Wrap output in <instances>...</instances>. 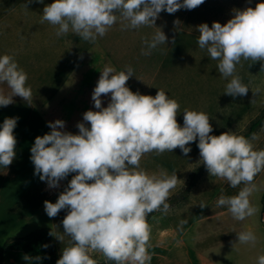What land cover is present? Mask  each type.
<instances>
[{
    "label": "crops",
    "instance_id": "0c3cea01",
    "mask_svg": "<svg viewBox=\"0 0 264 264\" xmlns=\"http://www.w3.org/2000/svg\"><path fill=\"white\" fill-rule=\"evenodd\" d=\"M52 2L17 0L0 16V55L13 56L27 73L26 84L32 92L29 100L15 96L12 104L0 107V124L6 117H18L13 130L17 140L15 158L7 168L0 166V264L26 261L25 254L3 251V247L10 240L31 234L25 231L31 225L36 226V231L50 229L54 235L63 237L62 241L51 237L56 261L63 248L69 246L71 238L63 233L62 224L69 210L62 209L55 217H49L44 201L55 203L76 173L61 180L59 187H48L46 181L34 174L30 149L37 136L51 131L49 121L63 120L64 131L78 133L76 125L83 122V113L97 110L92 92L109 62L117 71L132 67L134 75L126 84L133 92L155 96L159 88L176 99L180 105L177 121L181 126L182 111L197 110L209 115L213 126L210 134L235 131L241 135L264 108V72L262 77L257 71L261 61L242 59L234 73L251 89L260 88L261 93L253 98L249 89L246 96L234 98L224 94L230 77H222L217 70L218 61L212 60L206 48L197 44L198 25L207 23L211 27L213 22L223 25L233 17L234 10L255 8L260 0H204L191 10L181 8L172 14L161 11L155 25L136 29H123L121 25L127 22L118 17L116 24L94 43L71 32L58 37L57 26L41 18L43 8ZM177 20L179 24L174 23ZM160 30L168 38L166 43L152 49L149 55L142 54L145 41ZM247 62L253 65L249 78ZM0 88L6 93L10 91L6 84ZM109 100L110 94H102V106L106 107ZM263 130L264 126L258 134ZM197 142L198 139L186 145L191 147L187 155L177 147L173 152L142 156L140 167L149 174L161 170L177 173V185L168 198L185 185L201 162ZM253 183L256 190L249 199L257 211L238 221L227 207L207 212L230 187L226 179L210 176L207 170L187 199L169 208L167 214L158 211L146 218L150 229L147 251L152 257L149 264H257V257L264 255V169ZM202 202L207 206L201 208ZM156 215L161 219L154 220ZM181 220L187 221L182 229L178 227ZM242 231L254 233L255 243H238L237 232ZM89 255L96 264H109L101 252L89 250Z\"/></svg>",
    "mask_w": 264,
    "mask_h": 264
},
{
    "label": "clouds",
    "instance_id": "9594fccd",
    "mask_svg": "<svg viewBox=\"0 0 264 264\" xmlns=\"http://www.w3.org/2000/svg\"><path fill=\"white\" fill-rule=\"evenodd\" d=\"M36 2L43 4L44 0ZM202 3L204 0H53L43 8L41 18L57 26L58 37L71 32L94 43L116 24L118 17L127 22L121 25L123 29H136L155 25L161 11L172 14ZM197 31L198 46L218 61L222 77H230L224 94L246 96L251 88L234 73L242 59L261 61L260 72H264V0L255 8L234 10L233 17L223 25L213 22L209 27L202 23ZM167 39L162 30L157 31L145 41L142 54H151ZM133 75L131 66L117 71L110 62L106 64L91 97L97 110L83 113V122L76 125L78 133L64 131L63 120L49 121L51 131L37 136L30 149L34 174L48 187H59L61 180L76 173L55 203L44 201L49 217L62 209L69 210L62 224L70 244L63 248L56 264H96L89 250L103 253L114 264H149L152 257L147 251L150 229L146 217L157 210L168 213L167 198L178 176L165 170L149 174L140 167V160L146 153L173 152L177 147L187 155L191 147L186 145L197 139L201 161L210 176L226 179L233 188L244 185L236 195H220L217 207L226 206L238 221L257 211L249 199L256 190L254 177L264 169V149L256 150L252 143L256 134L250 138L235 131L212 135L209 115L188 109L182 111L181 126L177 100L159 88L155 96L133 92L126 84ZM26 81L27 73L13 56L0 55V85L10 89L6 93L0 88V107L12 104L15 96L29 100L32 92ZM251 90L253 98L261 93L260 88ZM102 94H110L106 107L102 106ZM17 122L18 117H6L0 124V166L6 168L16 155L13 130ZM206 206L200 204L201 208ZM185 223L181 220L178 227L182 229ZM54 236L63 240L62 236ZM237 237L238 243L256 241L251 231L237 232ZM23 259L32 264L41 257L25 255ZM257 264H264V255L257 257Z\"/></svg>",
    "mask_w": 264,
    "mask_h": 264
},
{
    "label": "trees",
    "instance_id": "16d2710c",
    "mask_svg": "<svg viewBox=\"0 0 264 264\" xmlns=\"http://www.w3.org/2000/svg\"><path fill=\"white\" fill-rule=\"evenodd\" d=\"M263 126L264 108L261 110L259 115L248 124L247 128L241 135L246 138H250L253 133L257 135L263 128ZM206 171L207 169L204 166L203 161H201L195 166L185 185L173 196L167 199L170 208L179 204L180 202L189 197L192 190L197 185L199 179ZM157 211H154L153 213L149 214L146 218L152 216ZM51 232L52 231L50 229H42L33 232L23 238L10 240L4 245L3 251L21 252L30 257L40 256L41 259L39 261L33 260V264H56L53 246L51 243ZM45 245H47V247H45ZM108 263L114 264V262L112 261H108Z\"/></svg>",
    "mask_w": 264,
    "mask_h": 264
},
{
    "label": "rangeland",
    "instance_id": "374dc122",
    "mask_svg": "<svg viewBox=\"0 0 264 264\" xmlns=\"http://www.w3.org/2000/svg\"><path fill=\"white\" fill-rule=\"evenodd\" d=\"M17 0H0V16H2L6 11L9 10V7L11 5H13V3H15ZM241 64V63H240ZM261 66V65H260ZM253 65L250 64L249 62L246 63V74H247V78H249L251 76V69H252ZM257 71L261 74V76L263 77V72H260V67L257 68ZM241 73V71H240ZM259 76V75H258ZM260 79H262L259 76ZM259 115V114H258ZM247 128V127H246ZM257 139L253 140L252 143L254 145V148L256 150H260V149H264V130L256 135ZM263 171V169L254 177V180L261 174V172ZM253 180V181H254ZM230 186V185H229ZM244 187L243 183L238 185L237 187L233 188V187H229V189L226 191V193H224L225 196H232V195H236L238 193V191ZM257 193H259V191H256ZM226 206H220L217 207L216 204L213 205V207L208 208L207 212L213 211L215 209H220ZM158 212V211H157ZM155 212V213H157ZM46 213V212H45ZM154 220H160L161 217L160 215H156L153 218ZM157 222V221H156ZM36 226L35 225H31L29 227H27V229L25 231H29L28 233H32L33 231H36ZM25 233V232H24ZM1 252H2V247H1V232H0V257H1ZM19 264H28L26 263V261H22ZM33 264V263H32Z\"/></svg>",
    "mask_w": 264,
    "mask_h": 264
},
{
    "label": "built area",
    "instance_id": "2783aa9c",
    "mask_svg": "<svg viewBox=\"0 0 264 264\" xmlns=\"http://www.w3.org/2000/svg\"><path fill=\"white\" fill-rule=\"evenodd\" d=\"M262 220H263V223H264V212H263V218H262Z\"/></svg>",
    "mask_w": 264,
    "mask_h": 264
}]
</instances>
